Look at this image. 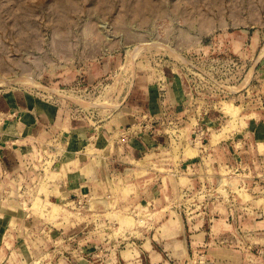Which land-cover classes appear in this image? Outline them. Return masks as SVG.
Masks as SVG:
<instances>
[{"label": "rangeland", "instance_id": "rangeland-1", "mask_svg": "<svg viewBox=\"0 0 264 264\" xmlns=\"http://www.w3.org/2000/svg\"><path fill=\"white\" fill-rule=\"evenodd\" d=\"M7 123L10 264H264V0H0Z\"/></svg>", "mask_w": 264, "mask_h": 264}, {"label": "crops", "instance_id": "crops-1", "mask_svg": "<svg viewBox=\"0 0 264 264\" xmlns=\"http://www.w3.org/2000/svg\"><path fill=\"white\" fill-rule=\"evenodd\" d=\"M35 99H33L32 97L26 96V95H20V94H13L10 96V98L6 99L5 102L6 104H4L3 102V109L6 113V110L8 109H13L14 111H16L17 109H20V111H23V109H33L35 107V105L37 103H35L34 101ZM7 105V106H6ZM26 107V108H24ZM46 109V108H45ZM44 109V110H45ZM48 111V110H45ZM15 125L14 124H5L3 127V138L1 137V142H7V141H13V139H16L17 137H19V135H21L22 133L26 132L27 129L20 127L19 129L15 130ZM17 141V140H16ZM2 147L0 146V149ZM0 230L1 227H0ZM1 249L5 252H1L0 254V264H10V261H8L7 258V250H9V247L7 246V242H4L3 247H1ZM154 260H159L157 259V254L153 255ZM83 264H87V263H83Z\"/></svg>", "mask_w": 264, "mask_h": 264}, {"label": "bare ground", "instance_id": "bare-ground-1", "mask_svg": "<svg viewBox=\"0 0 264 264\" xmlns=\"http://www.w3.org/2000/svg\"><path fill=\"white\" fill-rule=\"evenodd\" d=\"M27 83H31L30 81H28ZM31 84H33V83H31ZM55 213V212H54Z\"/></svg>", "mask_w": 264, "mask_h": 264}]
</instances>
